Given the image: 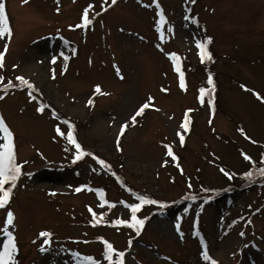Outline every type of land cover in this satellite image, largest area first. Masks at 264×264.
I'll return each instance as SVG.
<instances>
[{"label":"rangeland","instance_id":"rangeland-1","mask_svg":"<svg viewBox=\"0 0 264 264\" xmlns=\"http://www.w3.org/2000/svg\"><path fill=\"white\" fill-rule=\"evenodd\" d=\"M0 3L12 32L0 38V51L8 47L0 68V117L21 165L12 201L0 209V229L12 211L16 264H92L88 257L109 264L100 238L125 253V264H211L203 259L205 250L218 264H264V188L245 183L259 171L250 178L236 175L254 171L252 159L264 166V99L256 95L264 98V0ZM90 4L92 23L75 27ZM202 40H210V62L198 56ZM206 68L217 89L210 106L200 102ZM145 103L149 107L133 124ZM185 114L187 131L181 128ZM72 122L76 130L66 127ZM69 131L91 154L74 162ZM222 167L235 173L233 185L241 187L229 190L236 191L230 197L217 192L228 183ZM127 189L158 202L137 212L145 211L143 230L91 225L89 207L109 220L130 219L126 205L140 201ZM190 193L223 196L203 205ZM44 231L51 236L41 237ZM5 240L0 231V250Z\"/></svg>","mask_w":264,"mask_h":264},{"label":"snow or ice","instance_id":"snow-or-ice-1","mask_svg":"<svg viewBox=\"0 0 264 264\" xmlns=\"http://www.w3.org/2000/svg\"><path fill=\"white\" fill-rule=\"evenodd\" d=\"M22 2L26 3L27 0H22ZM106 2V0H105ZM112 4L116 3V0H111ZM157 7H159V4L157 3ZM93 8V5H88V7H86L83 10L82 13V23L81 24H77L75 27L78 28H86L88 25H90L92 23V21L89 18V11L90 9ZM57 11H59V9H57ZM163 14L161 13V22H163ZM12 34L11 32V28L9 26V20H8V16L6 14V10H5V4L4 3H0V38H3L5 36L10 37ZM161 38H163V36H161ZM210 43V40L208 41ZM196 47L199 50V56L201 59V62H203L205 59L211 60V54L210 52L207 50V46L206 43L204 42H197L196 43ZM7 51V45H5V49L4 51H0V68H3L4 66V56L5 53ZM171 59L175 65V70L176 72L179 74V86L182 89L186 88V83H185V78H184V74L181 71V67H180V60L179 57L176 54H171ZM65 60H67V57H65ZM56 62L55 57L52 59V63L54 64ZM119 74V71H118ZM3 78L0 77V80H2ZM16 79L20 82V84L26 85L29 89L33 88V85L25 79L24 76H18L16 77ZM207 83L209 85H212V89L211 91L215 90V86L213 84V80L212 77L209 76L208 77V81ZM9 84H11V82H9ZM5 91H7V88L4 89ZM95 91L97 93H99L101 91L100 87L97 86ZM200 100L201 102H203L204 100V95L206 92V89L204 88H200ZM258 96V98L260 99H264L259 97V94H256ZM4 97L0 96V99H3ZM93 103V101L90 99L88 101V104L91 105ZM209 103H211V101H209ZM149 107L148 103L143 104L139 110L136 112V114L132 117V121L133 124L136 121V116H139L143 113L144 109ZM40 111H43V109H39ZM191 111V110H189ZM189 124H190V119L187 116V114H185L184 117V122L181 125V128L184 131H187L189 129ZM71 127V126H70ZM128 127V124H124L121 126L120 128V135L122 136L124 134L125 129ZM0 132H2L3 135V143H0V209H4L5 206L10 202L11 196L13 194V188L16 186V182L19 178V176L21 175V165L19 163H17V156H16V152H15V146H14V142H13V134L12 132L9 130L7 124L5 123L4 119L2 117H0ZM56 132L58 135L60 136H64L65 133L61 132L60 128L57 127L56 128ZM180 136V143L183 144L184 143V135L179 134ZM67 139L68 142L72 145L75 146V156H74V162L75 160H79L81 159L83 156L85 155H89V153H86L85 151L82 150L81 145L76 141V139L74 138L73 134L71 131H69L67 133ZM117 145L119 146V140H117ZM167 154L169 156H172L173 159H175V156L171 150V148H168V152ZM98 160V163L103 166V167H108V165L106 164V162L102 159L96 158ZM245 160H249L251 161V157L245 155L244 156ZM261 163H264V159L261 160ZM221 171H224L223 169H221ZM259 175L261 177H264V168H260L259 170ZM224 174L226 176H229V178L231 179V175L224 171ZM245 178H250L253 174L251 172H247L244 174ZM6 185H10L8 187H6ZM77 192L81 191L80 188L76 189ZM100 198L101 200L104 202V204H107L108 201L104 200V193L101 192L100 193ZM137 199L140 201V203H133L130 205H126L131 212V217L130 219H117L115 221H113V225L114 226H126L132 229H135L136 233L139 234L145 224V220L140 219L137 217V212L140 210V208L142 207L143 204H157L158 202L155 200H149L147 198H145L144 196H138ZM192 199H195V197L193 196ZM110 207H114V205H109ZM89 211L92 213V221L91 223L95 226L96 224L102 222L103 220V216H97V214L95 212H93V210L91 208H89ZM14 223V213L12 211H7L6 212V221H5V227H3L2 229H0V231H2L4 233V235L6 236V240L3 242V246H2V250H0V264H16V260H15V255L18 251L17 248V243H16V239L12 233V231L9 230L10 226H12ZM177 229L179 230V226L177 225ZM41 237H45L48 238L51 236V233L44 231L41 232L39 234ZM241 235H243V233H241ZM104 244L105 247V258L108 260L109 264H124V256L125 253L123 251H117L113 245L111 243H109L107 240H104L103 238H100ZM49 243V241L47 239L44 240V244L47 245ZM41 251H44L45 248L41 247L40 249ZM116 255L117 259L115 261H113V255ZM89 261L92 262V264H96V262L91 258L88 257L87 258ZM203 259L205 261H211V264H218L217 261L212 260L207 252V250H205L203 252Z\"/></svg>","mask_w":264,"mask_h":264},{"label":"trees","instance_id":"trees-1","mask_svg":"<svg viewBox=\"0 0 264 264\" xmlns=\"http://www.w3.org/2000/svg\"><path fill=\"white\" fill-rule=\"evenodd\" d=\"M262 149H264V147H261ZM262 151H264V150H262ZM253 161V160H252ZM258 161H253V166H258ZM261 168H264V166H262ZM221 169H223V168H220V171H221ZM260 169V167H257V170H259ZM224 171H226V172H228L230 175H231V179L229 178V176H226L225 174H224V171H221L220 172V175L228 182L227 184H226V186H224L223 187V190H217V192H221V191H227V190H231V189H239V188H241V187H239L240 185H238L237 187H235L234 185H233V180L235 179V173L233 172H231V171H229V170H227V169H223ZM245 173V172H244ZM242 174V173H241ZM237 175V174H236ZM240 178H245L244 177V174H242V175H238ZM256 177H258L260 180H262V182H264V177H261L260 175H259V173H258V175H256V176H254V177H252L251 178V180L249 181H245V183H248V185L249 184H251L252 182V180L254 179V178H256ZM251 182V183H250ZM241 185H243V184H241ZM199 186H201V184H199L197 187H199ZM250 186V185H249ZM193 187H194V185H193ZM261 187H264V183H262V185L261 186H259V188H261ZM249 189V188H248Z\"/></svg>","mask_w":264,"mask_h":264}]
</instances>
